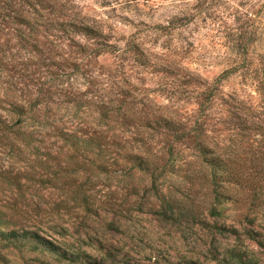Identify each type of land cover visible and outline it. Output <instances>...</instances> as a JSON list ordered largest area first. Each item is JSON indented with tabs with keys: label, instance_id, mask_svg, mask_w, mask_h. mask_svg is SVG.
Masks as SVG:
<instances>
[{
	"label": "rangeland",
	"instance_id": "rangeland-1",
	"mask_svg": "<svg viewBox=\"0 0 264 264\" xmlns=\"http://www.w3.org/2000/svg\"><path fill=\"white\" fill-rule=\"evenodd\" d=\"M31 5L103 36L72 39L69 28L66 38L32 21L21 40L18 21L0 24V232L26 230L59 248L0 237V264H264V18L249 23L241 52L227 38L240 32L235 11L264 0H208L199 12L196 0ZM161 119L188 138L148 128ZM60 132L103 136V150L78 158ZM201 146L232 165L215 182ZM128 155L155 171L132 168ZM154 183L178 208L161 206Z\"/></svg>",
	"mask_w": 264,
	"mask_h": 264
},
{
	"label": "trees",
	"instance_id": "trees-1",
	"mask_svg": "<svg viewBox=\"0 0 264 264\" xmlns=\"http://www.w3.org/2000/svg\"><path fill=\"white\" fill-rule=\"evenodd\" d=\"M39 1L40 0H38V2ZM207 1L208 0H196L195 10L198 12L200 10H203L202 7L206 5ZM209 1H210V6L212 4H216V6H219V3L222 4L223 0H209ZM21 2L25 5H27L33 11L35 10L33 12L34 17L32 19L30 17L28 19L27 17H25L23 15L22 12H24V11L21 10L22 8H19V5H20L19 3H21ZM47 5H48V7L50 6L52 8V5H50L49 2ZM33 6L34 5H31V0H0V21H1L0 24L2 22H4V23L8 22V23H10V25H13V20L18 21L17 24H19L20 27H19V29H16L15 32L19 33L18 36L20 37L21 40L27 39V37L24 34V32L21 31L20 28L22 26L32 25L31 24L32 21H34L33 22V28L44 26L46 29L48 28L49 31L62 32L64 34L63 36L66 38L69 37V35H70L73 39V36L75 34L78 36L79 35L84 36V37H86L90 40H94V41H99L102 39L103 35H101V33L97 29L86 25V23L83 24V23L79 22V25H78V23H76L73 20L66 21V22H58V21H55V20H52L49 18H44L42 12H39V11L37 12L36 10H38V9H35ZM262 8L264 9V5L262 7H259V8L254 7L252 12L244 10L243 12L239 13L238 11H235L236 15L237 14L241 15V17H238V16L234 17V22L239 25L237 30H239L240 32L238 34H235V35H233V34L227 35L226 34L227 38L229 40V42H228L229 48H231L232 50H236V52L237 51L241 52V50H244L242 42L245 39V38H243L244 35L248 33L246 31V29L250 28V25H249L250 22L258 21V20L261 21L264 18V10ZM176 20H175L176 24H179V25H182L183 21H188V19L186 17H179ZM172 25H173V22H172ZM69 28L71 29L70 34L68 31ZM257 28H258L257 29L258 34L260 36L263 35L264 34L263 29H261L259 27H257ZM31 31H33V30H31ZM249 34L253 35V36L256 35V29L254 32L249 31ZM249 34H248V37H249ZM62 38L63 37H61L60 39H62ZM233 38H236V39L231 41V39H233ZM249 43H252V41H249ZM35 106H36V104H34L30 107L35 108ZM104 109H106V108H104ZM13 112L16 113L18 116H23L25 114V111L23 109H19L17 107L14 108ZM126 117H127V114H126ZM102 118H106V119L108 118L107 112L101 113V119ZM150 124L151 123H149V127H148L149 129H151L155 132H159V130H162L166 136L168 135L170 138H172L176 141L188 138V137H186V134L179 135V136L177 135L178 133H181L180 130L182 128L180 127V124H174V123L166 121L164 119H161L158 122H153L152 123L153 127H150ZM57 138L59 140H61L62 142L69 144L72 148H74L76 150L78 149V158H82L84 160H88V158L83 157V155L93 153L95 148H97L98 152H100V153L103 150L102 145L98 144L99 139H104L103 136H92V137H89L88 139H84V138L79 137V135H78V137H76L74 134H70V133H66V132H60V133H58ZM200 145L201 144H199V146ZM198 153L204 157L203 162H205L204 164H205L206 168H208L210 170L211 178H212L213 182L216 181L218 176L220 178V176H221L220 173L225 172L226 170L229 171L230 167L232 166L231 163H229L226 165V169H225L222 166L219 158L210 159L208 157V154L210 152L209 153L206 152V147H203V146L199 147ZM125 158H126L125 159L126 162H128L129 164L132 165V168H139L141 171H149V169H152V173L156 169V165H157L156 162L152 163V162L147 161L146 159L143 160L141 157H139L137 155H128ZM89 161L90 160H88V162ZM168 173L171 174L172 172L169 171L167 168L163 169L162 176H165ZM217 174H219V175L217 176ZM153 187H154L153 190L156 193V196L159 198V200H161L160 204L162 207L165 206L170 210H172L173 208H178L179 200L174 198L169 202L165 201V199L161 197V195H160L161 193L159 194V190L156 188L155 183H154ZM174 193L177 194V192H175V191H174ZM216 198L218 199L219 196L217 195ZM209 210H210L209 214L211 216H215L216 214H218V213H216V209L211 208ZM0 237H1V239L6 241L7 243H11L14 245L19 243V242H22V241H26V242L36 241L38 243L44 244L45 247L50 249V252H52L54 254H59V252H58L59 248H56L52 244L44 241L42 238H40L38 235H36V233H33V232H28V231L22 230V229L10 230V231H8V233H4V231H1ZM249 238H251V237H249ZM252 240H254V239H252ZM70 256L71 257L73 256L76 260H78L77 255L70 254ZM234 262H235V264H244V261H242L241 257L236 258ZM88 264H90V263H88ZM184 264H193V263L188 262V263H184Z\"/></svg>",
	"mask_w": 264,
	"mask_h": 264
}]
</instances>
